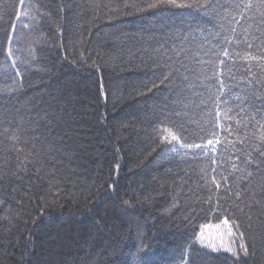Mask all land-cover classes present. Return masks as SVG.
I'll return each instance as SVG.
<instances>
[{"label": "trees", "instance_id": "trees-1", "mask_svg": "<svg viewBox=\"0 0 264 264\" xmlns=\"http://www.w3.org/2000/svg\"><path fill=\"white\" fill-rule=\"evenodd\" d=\"M180 2L192 6L125 14L123 0H0V89L13 77L24 85L19 94L0 91V264H264V175L240 163L264 131L242 111H264L261 22L236 15L241 0H211L210 13L198 0ZM230 28L247 31L240 39L248 43ZM150 33L186 40L189 80L175 92L158 80L151 91L134 90L154 79L142 51ZM161 109L171 120L155 118ZM6 114L23 117L33 137H62L74 152L60 146L47 164L22 173L36 158L31 145L2 134ZM53 114L66 123L45 132ZM169 132L177 139L161 142ZM233 164L252 172L250 181H235L247 195L219 214L209 204L233 186ZM213 180L228 182L217 190ZM225 219L246 252L196 244L202 227Z\"/></svg>", "mask_w": 264, "mask_h": 264}, {"label": "snow or ice", "instance_id": "snow-or-ice-1", "mask_svg": "<svg viewBox=\"0 0 264 264\" xmlns=\"http://www.w3.org/2000/svg\"><path fill=\"white\" fill-rule=\"evenodd\" d=\"M192 5L185 4L183 2H180V0H123V8L127 9L129 11H126L125 14H131V12L135 13H145L151 10H160L166 7H176V8H184V7H191ZM197 6L204 12L210 13L214 5L211 2V0H204L203 3H200L198 0ZM24 6L22 5V11ZM234 12L236 15H239L244 22H247L250 17L249 13H253L254 17L253 19H259L260 28H261V35L258 37V39L261 40L260 47L264 49V0H259V3H252L251 0H241L240 3L236 4L234 8ZM258 13V16L255 14ZM19 23V21H18ZM231 23H236L235 17H233ZM230 31L232 34L236 37L237 42L240 43H248L247 40L241 41V36H247V31H242L241 33L237 34L235 28H230ZM13 37H9V40H13ZM177 39L179 37H173L169 36L168 33H164L162 35H156L155 33H150L147 38L143 41V44L146 45V47H142V51L147 56L146 63L150 64L153 68L156 69V71L153 73L154 79L148 81V83H141L140 85L134 86V90L137 91V94H143L139 92V88H147L148 91H151L152 88H157V80L159 81V84H165L167 85L169 91L175 92L176 91V85L181 82H187L189 80L188 75H184V73L190 71V67L186 65L183 62L182 56L184 52L183 44L186 42L182 41L180 44H177ZM169 40L172 42V47L169 48ZM256 46L253 43H249L248 47H254ZM261 57L264 58V51H261ZM18 59V58H17ZM75 63V61H73ZM13 68L19 69L20 64L16 62V60L13 61ZM24 75L23 72L17 70L15 72V76H22ZM13 83L10 87H5L4 89H0V91L10 92L12 94H19L24 85L22 82L18 83L15 78L13 77ZM148 84H151V88H148ZM104 89L101 88L100 94L103 95ZM227 95V93H225ZM246 102L249 103L250 109L254 105V101L250 97L245 98ZM218 103H224L225 104V115L228 117L229 120L232 119L230 112L231 109L227 108V101L222 100L220 97H217ZM244 118L248 120V124H252L255 122L256 125L262 130H264V111L257 110L255 113H250V110H244L242 108ZM219 115V113H217ZM154 116L156 119H166L171 120V116L166 114L165 109H161L159 112H154ZM51 124L45 128V132H51L55 128H59L62 123H66L64 121V117L61 114H53L51 117ZM5 123L8 124L7 128L3 129V135L5 137H8L11 135L12 139L15 140L17 143L24 145V147H28L31 145V154L36 158L34 161L26 159L23 164L21 165L20 171L24 174H27L29 170L33 167H35L37 164L43 160L45 164L48 163V160L46 159L47 156H53L55 153L56 155H59L61 151V147L63 146V150L66 152H74V149L70 144L66 145L64 139L61 137L58 141L57 140H49L47 137H45L43 140L40 137H33L31 132L26 127L27 122L24 121L23 117H21L19 120L17 119V116H12L11 119H7V114L5 118ZM238 122H241L238 120ZM248 125H245L247 127ZM238 131V130H237ZM44 133H41V136H43ZM171 138L172 141H175L177 139L176 135L169 132L168 137L161 136L159 139L161 142L168 140V138ZM69 140L72 138L69 137ZM149 140L151 144L155 143V139L152 137H149ZM48 143L50 145H54L55 147H51L47 152L44 151V144ZM245 145H248L249 141L245 140L243 141ZM208 144H212V140H208ZM157 147H160V145H157ZM165 147H167L165 145ZM188 147H191V145H188ZM199 147V146H197ZM156 149L153 148L152 151H155ZM164 149L162 148L161 151ZM172 150H175L174 147ZM243 155L240 158V163L245 166V168H251L253 165H255L258 172H260L261 175H264V131L261 132L258 138L253 139L252 146L250 150H242ZM69 162H71L72 157L69 156ZM54 163V161H53ZM118 166V165H117ZM233 168L236 169L237 173L239 175L233 176V186L231 188H224L223 189V196L224 199L221 200V203L217 205L215 208L212 207L211 204H209V209L219 213V214H225L227 215L229 212H232L235 210L236 207H238L240 201L234 200V197H240L241 200L247 195V189L244 188V185L241 183L237 187L235 181H241V180H249L252 176V172H248L247 176L243 175V171L239 168L238 165L233 164ZM40 169L37 170L36 175L38 178L40 177ZM22 178V177H21ZM227 180H221L219 183H217L215 180H213V183L216 185V189H220L225 183H227ZM4 201L0 199V205H2ZM262 204H264V200L261 201ZM227 206V207H226ZM204 210V209H202ZM206 211V210H205ZM235 223V221H233ZM223 224L226 226L228 225V220L225 219L223 221ZM220 225H208V228L211 230L215 228L216 231H220ZM228 233L231 234L232 229H227ZM241 238H244V234L241 233ZM212 250L218 251V249L215 247V245H211ZM240 249L242 251L246 252V249L244 248V244H240ZM230 249L225 248V251H229ZM233 255H236L235 251L232 252Z\"/></svg>", "mask_w": 264, "mask_h": 264}, {"label": "rangeland", "instance_id": "rangeland-1", "mask_svg": "<svg viewBox=\"0 0 264 264\" xmlns=\"http://www.w3.org/2000/svg\"><path fill=\"white\" fill-rule=\"evenodd\" d=\"M208 225H220V231H216L215 228L209 229ZM201 228V231L197 237L196 244L207 248L211 251V245H215L220 253H225L228 255H233L232 252L235 251L236 255L241 254L240 245L236 241V236L231 232L228 233L227 229L230 228L229 224L224 225L223 222L218 224H208ZM225 248L230 249L229 251H225Z\"/></svg>", "mask_w": 264, "mask_h": 264}]
</instances>
